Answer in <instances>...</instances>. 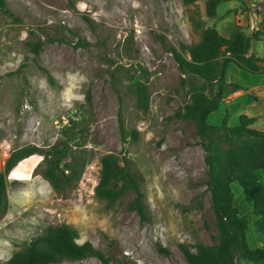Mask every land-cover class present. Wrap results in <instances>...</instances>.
I'll use <instances>...</instances> for the list:
<instances>
[{
	"label": "rangeland",
	"instance_id": "obj_1",
	"mask_svg": "<svg viewBox=\"0 0 264 264\" xmlns=\"http://www.w3.org/2000/svg\"><path fill=\"white\" fill-rule=\"evenodd\" d=\"M5 1L13 16L0 11V172L14 150L49 147L80 118L87 127L79 141L86 167L70 195L58 194L44 179L45 161L37 155L8 178L0 264L52 224L74 227L77 242L91 241L113 256L111 264H189L182 245L193 252L199 244L213 246L218 229L205 152L194 122L181 118L192 78L179 71L168 50L199 43L206 28L225 37L261 32L264 0H226L214 17L207 14V0ZM39 43L36 56L31 48ZM251 53L264 57V35L253 41ZM263 75L251 76L232 64L228 82L242 89L225 97L210 123L220 125L227 116L229 125L238 126L240 116L249 113L264 132V108L251 97L253 81L262 88ZM144 76L146 112L136 93ZM121 122L126 130H137L136 140L123 141ZM110 153L128 158L132 170L144 177L148 221L129 209L133 194L114 207L95 196L100 160ZM233 189L243 212L250 213V200L237 185ZM254 221L251 215L248 243L264 249ZM56 264L102 263L88 258Z\"/></svg>",
	"mask_w": 264,
	"mask_h": 264
},
{
	"label": "trees",
	"instance_id": "obj_2",
	"mask_svg": "<svg viewBox=\"0 0 264 264\" xmlns=\"http://www.w3.org/2000/svg\"><path fill=\"white\" fill-rule=\"evenodd\" d=\"M183 1L192 4L196 0ZM225 1L207 0L208 16L214 17L218 6ZM0 11L13 16L5 0H0ZM263 35L264 28L250 36L236 31L230 37L221 35L215 28H206L199 43L182 46L183 51L175 47L168 50L179 71L192 78L190 101L181 118L194 122L196 136L205 152L207 188L218 229L213 246L199 244L196 252L181 246L189 264H238V259L252 264L264 261V249H253L248 243L251 215L255 217V231L264 238V132L257 128L259 121L256 117L245 114L240 116L238 126L229 125L227 116L220 125L209 121L211 115L220 110L226 96L242 89L239 84L228 82L232 64L251 76L264 71V57L251 53L253 41ZM40 48L41 43L35 44L31 51L38 56ZM147 83L144 76L138 80L136 88L138 105L145 112L149 108ZM78 120L71 121L62 130L61 138L49 147L27 146L12 152L4 171L0 172V214L8 210V178L17 166L32 156L37 155L45 161L42 175L58 194L68 196L76 188L86 167L80 160L79 141L87 126L81 125L82 118ZM120 129L123 141L129 137L137 139V130H126L122 122ZM100 163L95 196L108 207H114L124 197L133 194L129 209L136 212L142 222L148 221L149 211L142 191L144 177L132 170L130 160L110 153L102 156ZM234 185L250 200V213H244L237 202ZM77 239L78 233L71 225L52 224L4 264H56L88 258L111 264L113 256L98 249L91 241L79 243ZM161 251L168 253L163 248Z\"/></svg>",
	"mask_w": 264,
	"mask_h": 264
},
{
	"label": "crops",
	"instance_id": "obj_3",
	"mask_svg": "<svg viewBox=\"0 0 264 264\" xmlns=\"http://www.w3.org/2000/svg\"><path fill=\"white\" fill-rule=\"evenodd\" d=\"M253 85H252V90L254 91V92H252L251 93V97L254 99V101L255 102H257L258 103V105L256 106V107H261V106H263V108H264V75H263V87L262 88H260L259 87V84H258V80H255V81H253V83H252ZM251 90V91H252ZM250 91V92H251ZM254 93V94H253ZM252 94H253V96H252ZM249 95V94H248ZM259 97H261V98H259ZM255 108V107H254ZM260 109V108H259ZM255 110V109H254ZM218 112V111H217ZM217 112H215L214 114H216ZM245 115H247V116H249V117H256L257 118V116H255L254 114H249V113H247V114H245ZM212 116V115H211ZM259 120V119H258ZM209 121H210V119H209ZM259 124V123H258ZM258 126V125H257Z\"/></svg>",
	"mask_w": 264,
	"mask_h": 264
}]
</instances>
